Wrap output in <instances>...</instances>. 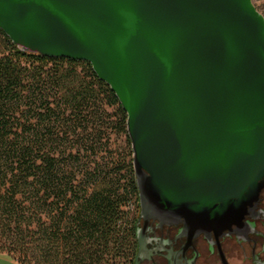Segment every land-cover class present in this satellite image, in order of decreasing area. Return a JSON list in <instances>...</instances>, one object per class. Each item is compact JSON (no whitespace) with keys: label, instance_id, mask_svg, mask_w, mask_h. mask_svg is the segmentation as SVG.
<instances>
[{"label":"water","instance_id":"1","mask_svg":"<svg viewBox=\"0 0 264 264\" xmlns=\"http://www.w3.org/2000/svg\"><path fill=\"white\" fill-rule=\"evenodd\" d=\"M0 28L24 52L89 62L115 92L140 221L197 236L241 227L257 207L264 14L253 0H0Z\"/></svg>","mask_w":264,"mask_h":264},{"label":"trees","instance_id":"2","mask_svg":"<svg viewBox=\"0 0 264 264\" xmlns=\"http://www.w3.org/2000/svg\"><path fill=\"white\" fill-rule=\"evenodd\" d=\"M127 121L89 62L24 52L0 28V254L17 264H135ZM113 135L130 154L109 151Z\"/></svg>","mask_w":264,"mask_h":264},{"label":"flooded vegetation","instance_id":"3","mask_svg":"<svg viewBox=\"0 0 264 264\" xmlns=\"http://www.w3.org/2000/svg\"><path fill=\"white\" fill-rule=\"evenodd\" d=\"M140 217V209H139ZM137 220L139 264H264V191L241 227L192 236L183 223ZM138 239V238H137Z\"/></svg>","mask_w":264,"mask_h":264},{"label":"rangeland","instance_id":"4","mask_svg":"<svg viewBox=\"0 0 264 264\" xmlns=\"http://www.w3.org/2000/svg\"><path fill=\"white\" fill-rule=\"evenodd\" d=\"M257 8L264 14V0H253ZM112 151L114 152L118 145H121L122 149L126 151V153L130 154L131 145L127 142V140L123 137H117V135L112 136ZM129 160L131 159V156L128 157ZM91 160V159H90ZM98 161H102V156H99L97 159ZM84 162L86 161V157H84ZM135 204V202H134ZM136 207V205H135ZM136 209V208H135ZM0 264H17L13 259L8 257L7 255L0 254Z\"/></svg>","mask_w":264,"mask_h":264}]
</instances>
